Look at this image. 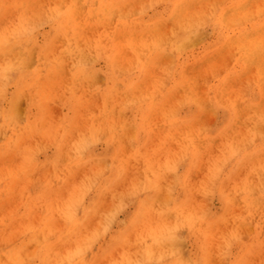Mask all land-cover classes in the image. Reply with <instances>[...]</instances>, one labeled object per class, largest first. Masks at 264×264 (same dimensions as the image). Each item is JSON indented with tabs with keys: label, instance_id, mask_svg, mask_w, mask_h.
I'll use <instances>...</instances> for the list:
<instances>
[{
	"label": "clouds",
	"instance_id": "clouds-1",
	"mask_svg": "<svg viewBox=\"0 0 264 264\" xmlns=\"http://www.w3.org/2000/svg\"><path fill=\"white\" fill-rule=\"evenodd\" d=\"M250 38L227 76L186 81L197 42ZM157 127L174 148L153 146ZM17 187L21 207L49 210L35 224L0 216V264H264V7L0 0V193Z\"/></svg>",
	"mask_w": 264,
	"mask_h": 264
},
{
	"label": "rangeland",
	"instance_id": "rangeland-1",
	"mask_svg": "<svg viewBox=\"0 0 264 264\" xmlns=\"http://www.w3.org/2000/svg\"><path fill=\"white\" fill-rule=\"evenodd\" d=\"M133 6H138V3L133 4ZM199 5H197L198 7ZM252 10L258 11L260 7H264V0H253L249 4ZM171 25H166L162 28V31H167ZM98 29L94 27H89L85 30V37L92 38L98 34ZM134 41V43H133ZM255 40L250 38L246 43V40H232L226 39L225 43L219 47H214L212 45L202 44L197 42L196 44V52L194 53L193 58L190 62L184 67L183 71L185 73V79L187 82H192L197 84L201 89L204 88L205 82L212 78V75L215 73H219L221 76H227L229 71L234 69L240 63V49L245 47L254 46ZM137 43L133 39H128L124 41L122 45V50L120 51L121 58L125 61H131L136 55ZM168 58H165L161 61V63H167ZM259 63V59H258ZM256 72L255 68L249 69L245 72L240 79L234 80L229 89L226 90V94L230 95L233 99L236 97L237 90L241 87V85L248 79H250L253 74ZM101 82L103 81V77L100 78ZM150 83V82H149ZM157 125H159L160 121L157 119ZM153 146L160 147L163 149L164 147H172L175 145H168L167 138L162 130V128L157 127L155 135L153 137ZM128 167H129V175L135 176L139 174L143 168V165L137 163L133 159H128ZM7 163H14L13 160L7 161ZM50 169L41 168L37 170L32 177L36 184H29L28 190L30 192H34L37 185L44 180L46 176L50 174ZM84 172L80 171L73 175V181L79 180L83 177ZM66 187V186H65ZM21 188L17 187L12 189L6 193H0V216L12 217L17 213H25L24 220L25 222L31 221L32 223H40L42 220L46 219L45 213L49 210L45 206H36L31 207L30 209H26L25 207H21L22 198H21ZM54 197L64 196L66 195L65 188L57 189L56 193L53 194ZM104 207H108L110 204V197H106L103 201ZM95 221L92 222L94 226ZM55 226L60 228L63 226V222L60 220L55 221ZM18 227V223L13 222L8 229L5 230V235L11 233L14 228ZM250 231V230H249ZM15 242V241H14ZM104 245H99L97 247V251ZM35 245H31L33 249ZM29 245V251H31ZM2 259V258H0Z\"/></svg>",
	"mask_w": 264,
	"mask_h": 264
},
{
	"label": "bare ground",
	"instance_id": "bare-ground-1",
	"mask_svg": "<svg viewBox=\"0 0 264 264\" xmlns=\"http://www.w3.org/2000/svg\"><path fill=\"white\" fill-rule=\"evenodd\" d=\"M251 1H253V0H249V4H250ZM253 11H255V10H253ZM247 42H248V40H246V43ZM133 43H134V41H133ZM30 248H31V245H30ZM31 250H32V248H31Z\"/></svg>",
	"mask_w": 264,
	"mask_h": 264
}]
</instances>
